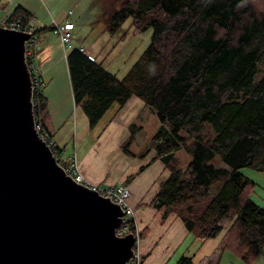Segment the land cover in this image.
Returning a JSON list of instances; mask_svg holds the SVG:
<instances>
[{
    "label": "trees",
    "instance_id": "1",
    "mask_svg": "<svg viewBox=\"0 0 264 264\" xmlns=\"http://www.w3.org/2000/svg\"><path fill=\"white\" fill-rule=\"evenodd\" d=\"M100 4L98 20L109 34L130 18L138 33L151 30L149 44L122 77L107 69L104 52L68 49L73 103L92 129L113 103L141 99L159 123L150 146L169 171L151 206L175 213L200 240L222 234L220 248L250 262L264 247V205L250 199L254 182L240 169L264 172V0ZM27 15L18 6L8 19L24 22ZM38 98L36 125L49 136L58 163L70 166L74 157L61 159L41 117L42 92ZM134 127L123 152L134 139ZM215 157L228 169L212 165ZM128 232H135L132 222ZM174 264L193 263L182 255Z\"/></svg>",
    "mask_w": 264,
    "mask_h": 264
},
{
    "label": "water",
    "instance_id": "2",
    "mask_svg": "<svg viewBox=\"0 0 264 264\" xmlns=\"http://www.w3.org/2000/svg\"><path fill=\"white\" fill-rule=\"evenodd\" d=\"M28 38L0 27V264H127L121 207L68 175L37 131Z\"/></svg>",
    "mask_w": 264,
    "mask_h": 264
},
{
    "label": "crops",
    "instance_id": "3",
    "mask_svg": "<svg viewBox=\"0 0 264 264\" xmlns=\"http://www.w3.org/2000/svg\"><path fill=\"white\" fill-rule=\"evenodd\" d=\"M18 6L28 14L27 17L34 19L38 29L42 28L39 30L40 45V38L48 34L47 26L40 21L39 25L43 24V26L36 24L37 8L44 10L42 0H0L1 13L4 10L11 13ZM49 11L53 12L54 10ZM72 14V11H68L61 23L65 20L73 24L75 21L78 22L77 18L71 20ZM45 18L48 20V15L44 11L43 19ZM52 21L58 22L55 18H51L50 22ZM135 33L138 32L135 31ZM54 40L57 41L56 46L47 44L38 48V73L44 85L42 86V95L46 96L53 108L56 101V116L66 119L61 126L64 131L68 132V135L73 137L74 146L77 144V135H80V141L83 139L82 137L90 134L91 143L85 148L81 158L76 157L79 171L84 179L94 185L125 186L129 189V203L135 210V226L141 233L139 251L142 256V264H174L182 255L190 256L193 264H264V247L255 258L245 263L231 252L220 248L222 234L212 239L200 240L187 231L175 213L165 214L151 206L159 184L167 178L169 171L160 158H155V152L150 146V139L159 123L141 99L132 96L123 105L113 103L97 124L92 129H88L86 134L80 128L82 116L78 110L80 109L83 114L84 112L80 106L73 103V98L72 103L75 110L73 117L70 114L64 116V111L69 108L68 100L65 99L67 106L66 103L60 104L58 91L70 84L65 65L62 73V57L65 59L68 49L63 47L59 39ZM72 44L82 46L73 43V41ZM93 45H90V48L82 47L88 53H94ZM57 47L62 50L61 55H57ZM58 64L62 66L59 73L57 71ZM107 69L111 71L112 66L108 64ZM149 114L154 117L151 121V128L146 133L148 124L145 117ZM84 116L86 118L85 114ZM44 124L50 133L52 142L59 147L57 142H63V139L56 138V142L54 139L56 136L52 135L48 122H44ZM132 125L135 126L134 139L129 143L127 152H123L122 147L129 137Z\"/></svg>",
    "mask_w": 264,
    "mask_h": 264
},
{
    "label": "rangeland",
    "instance_id": "4",
    "mask_svg": "<svg viewBox=\"0 0 264 264\" xmlns=\"http://www.w3.org/2000/svg\"><path fill=\"white\" fill-rule=\"evenodd\" d=\"M104 1L107 2V0ZM42 7L44 10L37 8L38 15H35L37 20L36 24L39 25L40 21L47 27H49L51 23V18H55L58 21L57 23H61L65 19L68 11H72L73 14L71 20L77 18L76 20L78 21L79 19L78 22L75 21L74 23L75 30L73 31V43L77 45L81 44L82 46H85L87 48H90V45L94 44L92 46L94 53L104 52L105 54H107L108 59L106 63H109L112 66L111 72L117 74V77H122L126 73V71L130 68V66L149 44L151 30L148 29L143 33H135V30L131 27L130 18L125 21L118 33L114 35L109 34L105 29V23L98 20V18L103 13L100 0H48L45 2L42 0ZM49 10H54L53 12L51 11L53 15ZM44 11L48 15V20L47 18L43 19ZM43 24L39 26H43ZM46 31L48 32V34L44 35L43 38H40L39 48L47 44H53L54 46H56L57 44V41H55L54 39L58 38L55 37L51 32H49V30ZM61 54L62 50L60 49V47H57V55ZM62 65L63 68L60 64L57 65L58 73L60 67L62 68L63 73L64 65L67 69L64 57H62ZM65 87L66 86L62 87V89L58 91V101H60V104L62 105L66 103L67 106V102L65 101V99L68 100L69 108H66V110L64 111V116L70 114L73 117V111L75 110L72 103L70 84L67 85L66 89ZM44 97L46 99V104L44 113L41 117L46 123L48 122L52 135L56 136L54 137L55 141L56 138L60 140L63 139V142L60 143L56 141L59 149L61 150V159L67 160L68 158L71 159L73 157H77L78 159L81 158L85 148L88 146V144L91 143L90 134L82 137L83 139H81L80 141V135H77V144L76 146H74L73 137L68 135V132L64 131L61 126L66 119L56 116V101L53 108V105L47 100L46 96ZM78 111L82 116V125H80V128L86 134L89 129L86 118L80 109ZM154 116L149 114L145 117V121L148 124V126L146 127V133H148V130L151 128V121ZM72 120H74V118H72ZM210 163L216 167L220 166L221 168L228 169V166L225 163L221 162L217 157L213 158ZM240 172L244 177L254 182V185H252V192L249 196L250 199L255 204L263 206L264 172H258L247 167L241 168Z\"/></svg>",
    "mask_w": 264,
    "mask_h": 264
},
{
    "label": "built area",
    "instance_id": "5",
    "mask_svg": "<svg viewBox=\"0 0 264 264\" xmlns=\"http://www.w3.org/2000/svg\"><path fill=\"white\" fill-rule=\"evenodd\" d=\"M1 13V12H0ZM10 12L3 11L0 16V27L7 28L13 31H21L29 35V38L25 41V61L32 82V104L33 106L38 103V96L42 92L43 81L40 74L38 73L37 66V55L39 48V38L35 34V31L38 29L34 23V19L28 17L24 22L12 21L8 19ZM49 31L59 39L61 44L66 49H71L74 47L72 44L73 41V29L74 24L65 20L63 23L58 24L52 21L49 25ZM81 51H85L80 48ZM37 126V131L39 135L44 139V141L52 148V143L49 140V136L40 128V125ZM66 173L70 175L76 182L82 183L93 191H96L100 195L109 198L113 203L121 207L124 212L123 222L116 229L117 236H123L128 232V225L132 222L134 224L135 232H132L135 236V243L133 245V252L131 258L128 260L127 264H142V256L139 251V237L140 233L135 226V210L129 203L130 191L125 186H100L89 183L84 179L82 174L79 171V166L76 158L72 159V164L70 166H62Z\"/></svg>",
    "mask_w": 264,
    "mask_h": 264
}]
</instances>
